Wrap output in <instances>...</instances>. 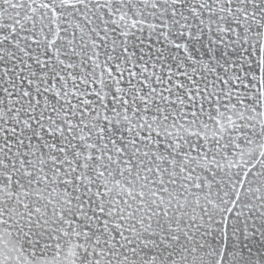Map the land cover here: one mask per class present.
<instances>
[{
	"label": "snow or ice",
	"instance_id": "obj_1",
	"mask_svg": "<svg viewBox=\"0 0 264 264\" xmlns=\"http://www.w3.org/2000/svg\"><path fill=\"white\" fill-rule=\"evenodd\" d=\"M0 264H264V0H0Z\"/></svg>",
	"mask_w": 264,
	"mask_h": 264
}]
</instances>
